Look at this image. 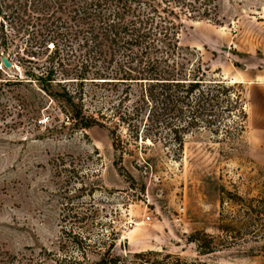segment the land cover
<instances>
[{
  "label": "rangeland",
  "instance_id": "374dc122",
  "mask_svg": "<svg viewBox=\"0 0 264 264\" xmlns=\"http://www.w3.org/2000/svg\"><path fill=\"white\" fill-rule=\"evenodd\" d=\"M218 10L180 39L214 77L243 82L244 130L222 140L215 124L193 128L182 149L141 136L135 146L122 130L120 167L106 128L62 125L16 58L1 60L0 80H13L0 82V249L51 264L79 253V233L90 260L114 240L124 264H264V0H219ZM148 249L159 252L134 254Z\"/></svg>",
  "mask_w": 264,
  "mask_h": 264
},
{
  "label": "trees",
  "instance_id": "16d2710c",
  "mask_svg": "<svg viewBox=\"0 0 264 264\" xmlns=\"http://www.w3.org/2000/svg\"><path fill=\"white\" fill-rule=\"evenodd\" d=\"M218 9L219 0H0V62L16 58L31 75L27 82L58 104L62 125L106 128L120 167L128 148L122 130L135 146L141 136L151 143L171 140L177 149L193 128L211 131L215 124L222 140L244 130L243 82L214 77L195 47L180 39L191 21H217ZM73 239L79 253L52 257L51 264H124L114 240L90 260L84 236ZM162 258L134 264H187ZM0 264L40 263L26 252L0 249Z\"/></svg>",
  "mask_w": 264,
  "mask_h": 264
},
{
  "label": "water",
  "instance_id": "95a60500",
  "mask_svg": "<svg viewBox=\"0 0 264 264\" xmlns=\"http://www.w3.org/2000/svg\"><path fill=\"white\" fill-rule=\"evenodd\" d=\"M2 60H3V62H4L6 65H9V61H8L7 58H2ZM119 246H120L121 249H124V244H123V240H122V239L119 240Z\"/></svg>",
  "mask_w": 264,
  "mask_h": 264
},
{
  "label": "built area",
  "instance_id": "2783aa9c",
  "mask_svg": "<svg viewBox=\"0 0 264 264\" xmlns=\"http://www.w3.org/2000/svg\"><path fill=\"white\" fill-rule=\"evenodd\" d=\"M150 218V216L149 215H146V219H149Z\"/></svg>",
  "mask_w": 264,
  "mask_h": 264
}]
</instances>
